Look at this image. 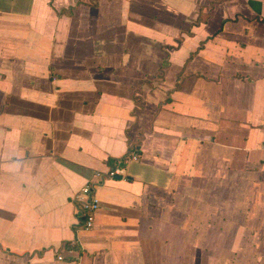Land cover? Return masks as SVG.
Wrapping results in <instances>:
<instances>
[{"label":"crops","instance_id":"0c3cea01","mask_svg":"<svg viewBox=\"0 0 264 264\" xmlns=\"http://www.w3.org/2000/svg\"><path fill=\"white\" fill-rule=\"evenodd\" d=\"M0 264H264V0H0Z\"/></svg>","mask_w":264,"mask_h":264},{"label":"built area","instance_id":"2783aa9c","mask_svg":"<svg viewBox=\"0 0 264 264\" xmlns=\"http://www.w3.org/2000/svg\"><path fill=\"white\" fill-rule=\"evenodd\" d=\"M139 159L138 152L134 149L128 150L127 154L113 162L109 166L108 172L104 175L103 178L113 179L116 175L120 174L122 165H126L129 162H137ZM100 176V174H97ZM77 205V215L80 224V230L82 232H88L93 229L95 224V217L100 208V202L95 197V192L91 186H84L73 198ZM67 247L70 249H80V243L75 240L67 244ZM58 260H62V257H58Z\"/></svg>","mask_w":264,"mask_h":264},{"label":"rangeland","instance_id":"374dc122","mask_svg":"<svg viewBox=\"0 0 264 264\" xmlns=\"http://www.w3.org/2000/svg\"><path fill=\"white\" fill-rule=\"evenodd\" d=\"M251 204V199H247V207H249Z\"/></svg>","mask_w":264,"mask_h":264},{"label":"water","instance_id":"95a60500","mask_svg":"<svg viewBox=\"0 0 264 264\" xmlns=\"http://www.w3.org/2000/svg\"><path fill=\"white\" fill-rule=\"evenodd\" d=\"M122 178V176H120V175H116L115 177H114V179H117V180H120Z\"/></svg>","mask_w":264,"mask_h":264},{"label":"trees","instance_id":"16d2710c","mask_svg":"<svg viewBox=\"0 0 264 264\" xmlns=\"http://www.w3.org/2000/svg\"><path fill=\"white\" fill-rule=\"evenodd\" d=\"M131 149H134V150H136V148H135V147H133V148H131ZM136 151H137V150H136ZM115 161H117V160H114V161H112V163H113V162H115ZM124 166H125V165H122V167H123V168H124Z\"/></svg>","mask_w":264,"mask_h":264}]
</instances>
